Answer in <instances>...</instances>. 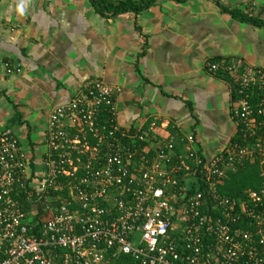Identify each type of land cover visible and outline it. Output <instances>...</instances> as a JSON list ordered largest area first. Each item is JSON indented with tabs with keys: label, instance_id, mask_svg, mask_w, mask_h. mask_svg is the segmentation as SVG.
I'll use <instances>...</instances> for the list:
<instances>
[{
	"label": "built area",
	"instance_id": "1",
	"mask_svg": "<svg viewBox=\"0 0 264 264\" xmlns=\"http://www.w3.org/2000/svg\"><path fill=\"white\" fill-rule=\"evenodd\" d=\"M11 66L3 63L7 74L19 71ZM209 68L233 79L237 128L210 158L191 136L176 155L157 118L147 129L121 127L120 88L100 79L51 107L38 182L18 138L0 132V264H120L121 254L138 264H264V68ZM255 162L257 190L241 199L219 191Z\"/></svg>",
	"mask_w": 264,
	"mask_h": 264
},
{
	"label": "crops",
	"instance_id": "2",
	"mask_svg": "<svg viewBox=\"0 0 264 264\" xmlns=\"http://www.w3.org/2000/svg\"><path fill=\"white\" fill-rule=\"evenodd\" d=\"M219 2L264 18V0ZM233 60L249 70L264 68V28L210 0H160L112 18L97 14L89 0H0V132L18 138L30 161L27 173L38 182L51 107L100 79L120 88L121 127L147 129L157 118L178 153L181 136H191L210 158L237 128L233 79L209 65ZM4 62L19 71L7 74ZM159 133L167 137L164 129Z\"/></svg>",
	"mask_w": 264,
	"mask_h": 264
},
{
	"label": "trees",
	"instance_id": "3",
	"mask_svg": "<svg viewBox=\"0 0 264 264\" xmlns=\"http://www.w3.org/2000/svg\"><path fill=\"white\" fill-rule=\"evenodd\" d=\"M160 0H89L95 12L102 17L112 18L125 13L138 14L139 12L146 11ZM177 3H183L187 0H172ZM215 3L223 12H227L237 20L250 23L257 27L264 28V18L252 16L240 12L239 10L229 9L222 5L219 0H210ZM177 150L176 155H179ZM261 185L260 167L258 162L245 163L236 172L229 173L224 183L219 187V191L228 195L231 198L241 199L244 197V192L247 190H257ZM20 200L23 203V209H29L30 204L25 201V196L22 195ZM34 223V222H33ZM39 225V224H37ZM38 227V226H35ZM120 264H138L128 254H121L117 259Z\"/></svg>",
	"mask_w": 264,
	"mask_h": 264
},
{
	"label": "clouds",
	"instance_id": "4",
	"mask_svg": "<svg viewBox=\"0 0 264 264\" xmlns=\"http://www.w3.org/2000/svg\"><path fill=\"white\" fill-rule=\"evenodd\" d=\"M21 13H23V7L20 8Z\"/></svg>",
	"mask_w": 264,
	"mask_h": 264
}]
</instances>
